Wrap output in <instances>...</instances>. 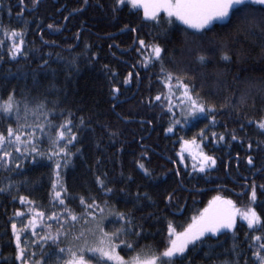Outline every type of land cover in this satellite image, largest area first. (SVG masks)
Segmentation results:
<instances>
[{
	"label": "trees",
	"instance_id": "1",
	"mask_svg": "<svg viewBox=\"0 0 264 264\" xmlns=\"http://www.w3.org/2000/svg\"><path fill=\"white\" fill-rule=\"evenodd\" d=\"M160 17L156 23L144 17L143 9L117 6L116 0H88L87 5L83 0H39L38 4L0 0V39L5 40L0 45V97L14 91L30 105L44 101L56 109V123L70 118L77 134L71 163L63 167L62 162L59 170L60 183L47 154L33 160L25 153L26 158L16 160L14 153L13 163L6 166L9 170L0 168V188L12 185L0 192V264H21L11 226L23 228L34 214L30 208L45 216L37 217L35 235L32 229L21 232V245L27 252L35 251L37 259L41 251L54 253L50 238L58 229L61 247L77 243L73 235L94 228L97 222L79 218L81 196L87 202L95 197L104 208L106 231L120 226L111 223L115 217L107 215L109 207L132 217L137 231L143 229L139 237H128L136 250L131 255H159L169 243L167 225L182 231L218 195L233 201L237 209L255 207L264 218V129L259 127L264 121V23L251 17L232 26L216 22L214 31L200 36L192 35V29L185 31L187 26L180 21L166 23L165 13ZM12 29L21 30L25 41L15 58L8 51L10 41L3 36ZM141 39L145 45L139 44ZM153 43L164 48L167 69L215 106V123L203 115L184 122L175 80L169 109L159 64L149 62L144 67L142 63L151 53L146 46ZM201 52L208 55L204 66L197 63ZM224 52L230 60L222 58ZM157 95L160 100L155 99ZM176 120L181 122L167 131ZM193 138L199 159L188 154V144L183 143ZM39 146L47 153L46 142ZM201 152L216 159V165L204 172L199 170ZM15 163L20 164L18 169ZM98 177L111 193L104 192ZM53 184L55 190L63 185L65 201L78 216L67 239L66 229L60 228L63 221L47 219L52 211L61 212L53 206ZM253 186L255 202L251 200ZM20 196L32 203H21ZM91 211L101 216L96 208ZM209 235L210 240L176 264H258L253 252L264 243L259 223L250 228L238 219L234 229ZM257 235L261 241L254 239ZM85 237L93 239L87 231ZM122 248L117 251L130 259L128 250ZM86 257L95 264L92 253ZM44 259L46 264H55V256ZM105 260L100 257L101 264Z\"/></svg>",
	"mask_w": 264,
	"mask_h": 264
},
{
	"label": "snow or ice",
	"instance_id": "2",
	"mask_svg": "<svg viewBox=\"0 0 264 264\" xmlns=\"http://www.w3.org/2000/svg\"><path fill=\"white\" fill-rule=\"evenodd\" d=\"M87 5L88 0H83ZM34 4H38L39 0H33ZM117 6L130 5L134 9H143L144 17L159 23L161 19L160 13L166 14L168 20L166 23L172 24L174 21H180L187 29L194 30L192 35L206 36L209 32L214 31L216 22H220L225 26H232L242 22H246L249 18H259L261 23H264V0H116ZM49 28L52 25H48ZM3 36L10 41L8 51L11 56L15 58L23 49L25 43L23 33L21 30L12 29L10 32L5 30ZM5 40L0 39V45H4ZM140 45H145L144 40H139ZM151 53L142 61L144 67H148L149 62L158 63L161 73V79L167 85L168 94L165 97L168 101L169 109H171V97L175 95L173 92V80H175V87L180 93L181 97V114L185 118L184 122L188 120H195L201 115L211 116V120L215 123V106L208 104L203 97L194 92V86L186 83L183 78L175 75L169 71L164 64L165 50L157 43H153ZM224 60H230L227 52L223 53ZM208 55L206 53H199L197 55V63L204 66L207 64ZM131 74H129L130 76ZM127 83V80H125ZM114 92H119V88H115ZM156 100H160L161 96L157 95ZM243 102V98H242ZM56 113L55 108H49L46 102L41 101L38 104L30 105L24 96H17L15 92H10L7 97H0V124L4 125L3 130H0V168L5 171L9 169L6 167L13 163L14 153L16 160L25 157V153L32 156L35 160L36 156H43L47 154L49 160H53L55 164L57 182L60 183V169L67 167L71 163V156L74 153L71 147L75 146L77 134L73 131L72 120L66 118L62 123L57 124L54 118ZM61 115H63L61 113ZM29 117H32V122H29ZM42 118V119H41ZM181 121L176 120L168 127L167 131L172 132L176 124ZM81 123L83 120L81 119ZM15 125V127L13 126ZM259 127L264 129V121L259 122ZM39 133V135H37ZM203 135V132H201ZM213 135H216L213 133ZM224 137L221 135L220 139ZM235 139V136H233ZM48 144L47 153L42 151L39 145ZM184 144L196 143L195 138L192 141L184 140ZM251 147V145H249ZM79 150V149H77ZM183 159V153H181ZM251 164V157L248 158ZM216 165V159L212 155L200 153L199 170L204 172L206 168H212ZM15 167H20L19 163H15ZM139 167L148 173V169L143 163H139ZM100 187L106 193H111L112 189L105 186L104 181L98 177ZM9 182L6 187L0 188V192H4L6 188H11ZM53 189H56V184H53ZM66 189L61 185L60 190L54 191V207L59 206L61 209L58 215L56 211H52L47 217L48 220L63 221L60 228L66 229L64 237L67 239L69 232L74 227V222L77 221V214L69 208L65 201L63 193ZM21 203L29 201L27 197H19ZM171 200V196L168 197ZM251 200L255 202L256 191L253 186L251 190ZM79 203L83 206V212L80 219L87 223V218H92L97 221L94 228L82 229L79 233L73 235V240L77 243H72L61 247L59 229L57 235L51 237L56 251L54 253H45L41 251L40 258H36V252H27L26 248L21 245V232L32 229L35 235V227L37 217L44 218L45 213L30 208L29 211L34 213L27 224L23 228L18 229L15 223L12 224V231L15 233L16 247L18 249L16 259L20 260L21 264H46L45 256L48 260H52L55 256V264H94L93 259L87 258V253H92L95 257V264H101L100 257L106 258L107 261H112L114 264H176L177 260H186L188 257L186 253L196 251L199 247L211 239L212 235L219 234L224 229L235 228V213L226 211L219 207V205H228L235 207L233 201L224 200L221 196H215L199 216L193 217L192 222L187 225L182 231L177 229L169 223L167 225L169 243L165 245L159 255L156 254H141L135 252V248L129 236L139 237L143 231H139L133 226L132 217L126 215L124 212L115 211L114 208L109 207L107 215L114 216L115 219L111 222L119 224V227H114L112 231H106L102 221L106 218L104 208L100 207L96 198L92 197L91 202H87L86 198L81 196ZM105 206H108V201H104ZM96 208L100 211L101 216L97 218L91 209ZM17 215H24L22 212H17ZM244 220L247 221L248 226L252 228L258 223L261 225V230H264V218L257 212L255 207H250L241 213ZM123 221V223H120ZM49 228L52 225H47ZM85 231L90 232L93 236L92 240L85 237ZM48 240L49 237H44ZM256 241H261L260 235L254 236ZM118 242V243H117ZM123 245L121 251L128 250L130 259L126 260L117 249ZM191 246V249L190 247ZM259 251H254L253 255L257 258L258 264H264V243L259 244ZM211 251V248L209 249Z\"/></svg>",
	"mask_w": 264,
	"mask_h": 264
},
{
	"label": "rangeland",
	"instance_id": "3",
	"mask_svg": "<svg viewBox=\"0 0 264 264\" xmlns=\"http://www.w3.org/2000/svg\"><path fill=\"white\" fill-rule=\"evenodd\" d=\"M161 13H163V12H161ZM199 151L200 150L197 148L195 143H189L187 145L186 152L188 154H193L195 156V158H198V159H199ZM219 207L225 209L226 211L234 212L235 213V223L237 222L238 219H243L241 213H243L244 211L247 210V209H237L236 207L232 208L231 206H228V205H219ZM243 221H246V220L243 219Z\"/></svg>",
	"mask_w": 264,
	"mask_h": 264
}]
</instances>
